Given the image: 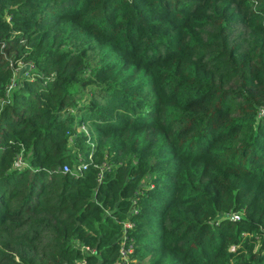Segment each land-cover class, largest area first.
<instances>
[{"label":"trees","instance_id":"16d2710c","mask_svg":"<svg viewBox=\"0 0 264 264\" xmlns=\"http://www.w3.org/2000/svg\"><path fill=\"white\" fill-rule=\"evenodd\" d=\"M123 247L264 264V0H0V264Z\"/></svg>","mask_w":264,"mask_h":264},{"label":"built area","instance_id":"2783aa9c","mask_svg":"<svg viewBox=\"0 0 264 264\" xmlns=\"http://www.w3.org/2000/svg\"><path fill=\"white\" fill-rule=\"evenodd\" d=\"M24 162L22 160H18L16 161V165H20V164H23ZM63 169L64 170H67V164H63ZM229 217L232 219V220H238L240 218V214L238 212H231ZM126 226H130V223L129 222H126L125 223ZM132 251V248L131 247H123L121 248L120 250V253H121V256H122V259H120V261L118 262V264H135L134 262H130L128 261L126 255H127V252H131Z\"/></svg>","mask_w":264,"mask_h":264},{"label":"rangeland","instance_id":"374dc122","mask_svg":"<svg viewBox=\"0 0 264 264\" xmlns=\"http://www.w3.org/2000/svg\"><path fill=\"white\" fill-rule=\"evenodd\" d=\"M25 73V72H24ZM150 245H152L151 243H149ZM154 255H149L146 258L143 259V262L146 264L149 261L153 260ZM77 264H85L83 261H78Z\"/></svg>","mask_w":264,"mask_h":264}]
</instances>
